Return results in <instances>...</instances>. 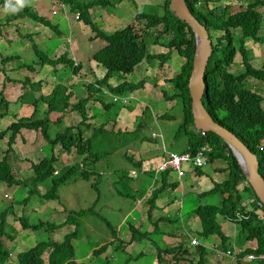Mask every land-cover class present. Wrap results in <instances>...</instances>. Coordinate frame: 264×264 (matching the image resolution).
<instances>
[{
    "label": "rangeland",
    "instance_id": "374dc122",
    "mask_svg": "<svg viewBox=\"0 0 264 264\" xmlns=\"http://www.w3.org/2000/svg\"><path fill=\"white\" fill-rule=\"evenodd\" d=\"M95 1L97 0H75V5L83 8ZM110 1L114 4L113 9L95 8L91 11L93 22L102 32L111 36L116 31L134 27L141 39L146 40L147 35L160 37L159 45H154L151 38L146 40L147 49L151 54L166 53L162 45L170 42V36H162V27L157 31L145 29L146 22L136 20V18L144 14L162 16L166 12L164 5L167 0H134L135 4L130 0H125L123 3L119 0ZM252 2L253 0H222L211 7V10L218 9L216 13L219 14L221 13L220 8L229 6L230 12L233 13L242 10ZM26 7L32 8V12L42 18H47L55 26H59L58 32L61 35L29 19L14 21L18 18L17 14ZM72 9L65 3L55 2V0H22L21 3H17L16 0H0V94L2 93L8 102V109L0 112L3 114L0 117V133L6 131L18 119L30 117L35 112L34 102L30 100L34 89L23 90L22 82L25 78H31L30 87L37 83H43V86H46L47 81L51 89L57 83L71 87L74 96H71L70 105L73 106L87 96L84 95L86 85L106 77L108 71L106 67L97 65L92 57L101 48H105L107 42L97 39L92 30L77 20L79 9ZM259 9L264 12L262 7ZM262 25L259 35L264 39V18ZM234 34L239 37L241 32L235 30ZM44 36L48 38L45 39ZM235 43H238L237 37ZM57 44H62L61 48L55 49ZM34 45H38L41 51L49 57L53 53L56 57L65 52L69 53L82 64V72L75 76L76 73L72 68V70L64 71L66 67L63 64L59 65L62 66V71L57 69L58 66L42 64L40 56L36 55L33 49ZM245 45L250 47L246 53L251 56L252 65L263 69L264 42L257 44L252 40H247ZM12 51H17L23 57L21 64L34 65L38 70H31V76H29L30 70L20 64H6L8 71L1 70V58L6 57L8 52ZM177 57L171 52V58L166 63L145 59L131 75L116 73L110 82L114 86L124 82L135 84L142 80L146 82L144 89L125 94L128 103L114 102L113 94L108 93L101 103L88 106L89 115L93 118V126L90 129L82 126V131L84 138L92 141V155L96 159L94 163L92 161L90 167L86 166V170L98 176L96 179L91 178L90 181H84L82 176L76 173L71 184L59 189V200L49 202L43 200L42 197L50 191V186L42 184L39 185L40 195H35L29 205L24 204V201L30 197V189L25 185L36 177L35 173L27 171L28 164L39 165L44 159L56 157L59 161L55 166L63 171L73 165L83 164L88 156H69L61 145L53 147V144L43 137L42 132L26 130L16 138V144L13 145V150L9 154L11 165L16 169V173H11V176L21 182H18L21 187L6 186L0 183V222L6 219L7 234L14 237L13 245H9L14 258L9 264H20L19 257L32 251L43 241L62 242L65 235L74 233L77 226L61 228V224L67 219L69 213L76 212L83 213L82 216L77 217L80 239L73 241L78 264H106L107 253L100 257L90 258L95 248L98 249L100 245L106 243L121 245L125 243L122 240L131 241L133 237H135V245L132 246L131 251H135L136 254L144 252L147 255L142 261L143 264L149 261H152L150 264H174L173 254L164 253L159 261L156 246L150 244L154 239H159L158 242L163 243L160 244L161 247L184 244L190 253L196 252L201 247L190 243L193 237H201L200 232L202 231V223L194 212L200 206L220 207L225 197L200 199L199 194L211 190L215 183L227 182L229 174L218 173L227 170V161L218 160L214 165L202 169L206 174L205 180L200 181L205 184L203 187L195 183L197 180L194 177L193 165H185L187 167L186 176L179 181L180 186L166 192L163 198L159 199L157 209L153 213V219L156 222L161 217L167 219L165 223L157 224L163 235L161 236V233L157 231L152 239H146L141 234L136 233L134 236L131 233L132 227L140 229L144 222L147 232L155 230L156 227L152 228L148 223V213L145 209L148 207L144 202V197L149 198L156 186L150 175L165 163L168 155H182L188 146V136L184 132L178 134L183 122L180 100L170 102L164 98V92L172 95V86L168 81L176 75L180 64L184 61ZM230 71L234 75H240L246 71L240 61V54L236 53ZM247 86L264 93L262 82L253 84L250 82ZM38 94L36 95L39 103L37 119L44 120L48 116V104L40 100L39 91ZM104 103H106L105 106ZM106 105H109L108 109ZM32 108L33 111L30 112ZM167 114L169 118H161ZM65 115L62 112L50 113L49 118L53 122H58L61 117H67L61 125L51 124L49 134L53 139L65 133L66 130L72 133L71 127H75L74 136H79L77 132L78 125L82 121L81 115L76 112L73 119ZM102 126H105V130H101L97 137L91 138L93 131L101 129ZM189 130L194 131V127L190 126ZM8 140L9 134L0 141V159L8 149ZM128 157L136 160L137 163L141 161L142 172L135 168ZM133 172L137 173V179L132 176ZM121 178H124L125 182H122ZM171 179V182L177 181L176 176ZM93 180L99 181L98 186L93 185ZM120 194L129 197L123 198ZM243 202L248 203L247 197L243 199ZM10 206L13 207L10 208ZM22 217L33 225L42 222L44 228L40 231L26 230L21 223ZM219 222L223 225L224 231L230 235L227 246L231 249L236 248V238L241 232L240 225L225 221L222 217H219ZM47 223L55 225V231L51 232V226ZM141 232L145 233V230ZM237 242L241 245L245 243V240L239 239ZM201 243L204 246L213 245L203 243H218L217 245L223 248V240L217 235L202 238ZM246 243L251 244L252 242ZM239 249L240 247L237 251ZM218 254V252L215 255L210 254L211 264H237L233 261L235 258L218 256ZM49 255L50 251L45 254L44 261H48ZM179 257L183 258L184 255H179ZM185 257L187 260L195 258L189 255ZM113 264L119 263L114 261ZM179 264L190 263L184 260Z\"/></svg>",
    "mask_w": 264,
    "mask_h": 264
},
{
    "label": "trees",
    "instance_id": "16d2710c",
    "mask_svg": "<svg viewBox=\"0 0 264 264\" xmlns=\"http://www.w3.org/2000/svg\"><path fill=\"white\" fill-rule=\"evenodd\" d=\"M56 1L62 2L63 4L65 3L73 8L72 10L79 9L80 20H82L86 26L91 28L92 32L96 34L97 39L108 43L105 48H101L97 51L92 58L97 65L106 67L108 70L107 75L102 80H96L93 83L86 85L84 87V95L87 96L80 99V101L73 106L70 105L71 96H74L73 92H71V87L58 85L59 83H57L53 85L51 89V85L47 80L46 86H43V83H37L33 85V87H30L31 78H25L22 82L23 90L34 89V93L30 100L34 102L36 109L32 116L18 119L16 122L12 123L6 131L0 133V141L9 134V140L7 143L8 149L0 159V182L6 186L21 187V185H18V182H21L16 177L11 176V173H16V169L11 165L9 154L13 150V145L16 144V138L26 130L42 132L43 137L47 139L48 142H52L53 147L57 146L58 143H62L64 150H66L69 156H88V158L84 160L83 165L90 167L92 161L94 163L96 159L92 155V141H90V139L85 140L83 133H80L78 137H75L71 133L66 135L59 134L53 139L49 134L51 124L61 125L64 118L61 117L58 122H53L49 118L50 113L62 112L68 115L70 111L78 112L82 117L81 123L84 124L93 119L89 115L88 106L91 104L97 105L104 101L105 97H101L102 95H106L109 92L112 94L123 95L127 92L133 93L144 89L146 84L144 82L136 84L124 82L114 87L110 82L112 81L111 79L115 77L116 73H121V75L125 76L131 75V73L134 72L135 67L144 59L153 60L156 58L160 60V63H166V61L171 58L172 52L178 56L177 58L183 59L184 61L180 64L176 75L168 81L172 86V95H168L167 92H164V98L170 102L180 100L183 122L179 128L178 134L184 132L188 136V146L185 153L195 157L198 154L200 147L208 143L212 147V152L209 153L211 165L217 160L228 161L227 170L221 172L217 171L218 173L229 174L227 182L224 184H215L211 191L206 190L199 194L200 199H207L214 196L227 197L224 201L223 207L209 205L200 206L194 212L195 216H197L202 223L200 236L202 238H209L213 235L220 236L223 240V252L227 253L229 248L227 246V241L229 240L230 235L224 231L223 225L219 223V217L224 218V220L228 222L238 223L241 227L239 238L245 240V243L248 241L252 243H246L241 248V252L235 257L237 264H264V261L259 259L260 256L264 255V219H261L258 216L260 213L264 214V207L259 206L260 201L251 185L247 182L229 145L222 138L212 132H209L207 136H202L201 133L196 132L197 130L194 126L192 98H190L188 90V81L190 72H192L193 69L195 53V36L192 29H190L185 23L179 21L174 14L170 12V2L168 3L165 10L166 13L163 16L139 15L136 20H144L146 22L145 29H154V31H157L162 27V36H170V42L162 45L166 49L165 54H151L147 49L146 40L151 38L154 45H159V36L147 35L148 37L146 40L144 38L141 39L140 34L135 31L134 27H127L126 29L116 31L110 36L105 32H102V30L93 22L91 11L95 10V8L102 10L113 9L114 4L110 0H97L83 8L77 7L75 5V0H55V2ZM124 1L125 0H119L121 3ZM130 1L135 4L134 0ZM221 1L222 0H185L190 12H192L195 18L207 28L210 38L217 41V43L214 44L213 54L205 72L206 89L204 92L203 104L217 123L234 133L254 154L257 155L260 165L259 171L264 178V93L247 86L250 82H252V84L256 82L264 83V67L263 69H259L252 65L250 59L251 56L246 53L250 47L245 45L247 40H252L257 44L264 42V39L259 35L263 26L262 22L264 18V12L260 11L259 8L262 7L264 9V0H253V2L248 4L247 7L233 13L230 12V7L226 6L220 8L219 10H221V13L217 14L216 11L218 9L211 10V7ZM32 10V8L26 7L22 12L17 14L18 18L14 21L29 19L35 23L44 25L51 30H55L58 35H61L58 32L59 26H55L50 20L40 17L38 14L32 12ZM235 30H240L241 35L239 37L234 34ZM212 35H214V37H212ZM236 37L238 43H235ZM44 38L46 39L48 36H44ZM61 46L62 44H57L55 49H59ZM33 49L36 55L40 56L43 62L42 64H50L55 67L58 66L57 69L59 70L62 67L59 65L63 64L64 67H66L64 71H67V69H73V72L76 73L75 76H77L82 69L81 64L79 66L76 65L67 52L59 57H56L53 53V55L49 57L45 52L41 51L38 45H34ZM237 52L240 54L241 63L246 68V71L240 73V75H234V73L230 71V67L234 63V57ZM22 59L23 57L19 55L17 51L8 52L6 57L1 58V70H7L6 64H20L22 67L28 68L30 70L29 76H31V70H38L34 65L26 63L21 64ZM62 70L63 69H61V71ZM38 91L41 93L40 100L48 104V116L44 120L37 119L39 103L36 100V95H39ZM0 97V112H4V110L8 109V102L5 100L2 93L0 94ZM105 104L106 103H104V106ZM106 107L108 109L109 105H106ZM32 111L33 108L30 112ZM2 115L3 114H1L0 117ZM166 118H169L168 114ZM190 126L194 127V131L189 130ZM74 129L75 127H71L70 131H74ZM99 130H102V128ZM98 134V130L93 131L91 138L97 137ZM128 159L135 168H141V163H137L136 160H133L130 157H128ZM56 164L57 160L55 157L44 159L39 165L35 163L33 164V170L36 177L25 185L30 189V197L24 201V204L29 205L35 195H40L39 185L47 184L50 186V191L42 197L43 200L48 202L57 201L60 199L58 193L59 189L71 184L76 173H79L84 181H90V179L96 175V173L91 174L90 171H85V169H82L81 165H73L63 171L60 170L58 175H56L58 170L55 166ZM170 174L171 171H167L160 175L159 184H156L155 190L147 201L148 208L145 207L148 213V223L150 224V227H156L155 230L147 232L145 228L146 223L144 222L140 229L132 227L131 233L134 236L137 233L141 234V236L146 239H152L157 231L161 233V236L163 235L161 229L157 227V224L165 223L167 219L161 217V219L156 222L153 219V213H155V210L157 209L159 199L163 198L167 191L179 187L177 181L171 182L172 179L169 180ZM150 176L153 180L154 175L152 174ZM185 176L186 174L183 178ZM194 177L195 180H197L195 183L199 184L201 187L205 186L204 183L200 182L206 178V174L201 169L194 168ZM120 180L125 182L124 178H121ZM93 181L96 184L99 183L97 180ZM96 184H94V186H97ZM120 196L123 198L129 197L128 195L124 196L122 194H120ZM245 197H247L248 200L247 204H244L243 202ZM12 207L13 206H10V208ZM82 215V212L70 213L66 222V224H71L75 221L74 225L77 226L78 237L80 227L77 216L80 217ZM6 223V219L0 222V264H9L8 260L10 253L8 247L14 241V237L7 234ZM21 223L26 230L35 229L36 231H40L44 228L42 222L33 225L25 217L21 218ZM47 224L51 226V232L55 231V225L51 223ZM142 230H145V233H142ZM77 234L73 233L67 236L62 243L52 240L43 241L33 248L32 251L19 257V263L78 264L76 261V249L72 244V240L77 238ZM201 237L200 239H202ZM122 241L126 244L121 243V245H110L106 243L105 245H102L93 252L94 257H100L107 253L106 264H113L114 261H117L119 264H143L142 261L147 255L144 252L136 254L135 251H131L132 246L135 245V237H133L131 241ZM158 241L159 239H154L150 244L151 246H156L159 260L164 253L173 254L174 264H179L180 259L179 257L177 258L175 254L176 249L168 246L161 247L160 244L163 243ZM203 244H212L213 246H201L196 252H192L194 253L193 256L199 257L198 264H211L209 255L217 254V251H214V249L219 247L217 245L218 243ZM49 251V259L46 262L44 261V256ZM249 256H256L258 259L253 263L245 262V258ZM151 262L152 261H149L146 264H150Z\"/></svg>",
    "mask_w": 264,
    "mask_h": 264
},
{
    "label": "water",
    "instance_id": "95a60500",
    "mask_svg": "<svg viewBox=\"0 0 264 264\" xmlns=\"http://www.w3.org/2000/svg\"><path fill=\"white\" fill-rule=\"evenodd\" d=\"M170 10L182 22H185L195 33L196 51L193 69L190 72L188 90L192 98V114L197 130L212 132L222 138L231 148L238 164L251 185L260 203L264 207V179L259 173V161L234 133L217 123L203 104L206 89L205 72L213 54V44L207 28L188 10L184 0H172Z\"/></svg>",
    "mask_w": 264,
    "mask_h": 264
},
{
    "label": "clouds",
    "instance_id": "9594fccd",
    "mask_svg": "<svg viewBox=\"0 0 264 264\" xmlns=\"http://www.w3.org/2000/svg\"><path fill=\"white\" fill-rule=\"evenodd\" d=\"M171 1L172 0H167V2L165 3V5H164V9L166 10V8H167V6H168V3L170 2V5H169V10H170V6H171ZM185 1V0H184ZM16 2L17 3H21L22 2V0H16ZM186 4V3H185ZM187 6V5H186ZM188 8V7H187ZM189 10V9H188ZM190 11V10H189ZM170 12H171V10H170ZM166 13V12H165ZM164 13V14H165ZM190 13H192V12H190ZM163 14V15H164ZM174 14V13H173ZM193 14V13H192ZM162 15V16H163ZM174 16H175V14H174ZM176 17V16H175ZM195 17V16H194ZM177 18V17H176ZM178 19V18H177ZM77 20L79 21V22H82V20H80V13L78 14V16H77ZM179 20V19H178ZM180 21V20H179ZM182 22V21H181ZM183 23H185V22H183ZM186 24V23H185ZM83 25H85L84 23H83ZM187 25V24H186ZM86 26V25H85ZM188 26V25H187ZM205 26V25H204ZM87 28H89L90 30H91V28L90 27H88V26H86ZM189 27V26H188ZM190 28V27H189ZM190 29H192V28H190ZM193 31V30H192ZM208 31V30H207ZM194 32V31H193ZM194 36H195V33H194ZM209 36H210V34H209ZM210 40L212 41V44H213V50H214V44L215 43H217V41L216 40H214V39H211L210 38ZM214 42V43H213ZM108 44V43H107ZM195 51H196V39H195ZM69 54V53H68ZM161 54H163V53H161ZM165 54V53H164ZM237 54H239L238 52H237ZM159 55V54H158ZM72 59H73V61L75 62V64L76 65H80L81 63H79L76 59H74L72 56H70ZM93 58V57H92ZM76 60V61H75ZM93 60V59H92ZM145 60V59H144ZM143 60V61H144ZM154 60H158V59H153V60H148V59H146V61H154ZM142 61V62H143ZM141 62V63H142ZM159 62H160V60H159ZM167 62V61H166ZM140 64V63H139ZM138 64V65H139ZM137 65V66H138ZM136 66V67H137ZM81 67H82V69H81V71L80 72H82V70H83V66H82V64H81ZM135 67V68H136ZM142 82H144L143 80H142ZM128 83V82H127ZM140 83V82H139ZM144 83H146V82H144ZM115 87V86H114ZM146 87V85L144 86V88ZM138 92V91H137ZM110 94H112L111 92H109ZM128 93H131V92H127V93H125V94H128ZM133 93H135V92H133ZM125 94H123V95H120V94H113V96H114V102H119V101H122L124 104H126V103H128V98L127 97H125ZM106 95H102L101 97H105ZM65 116H68V115H65ZM166 117V115H164V116H162L161 118H165ZM89 125H90V127H89ZM82 126H85L86 127V129H90L92 126H93V119L92 120H90V121H88V122H86V123H79V125H78V134H80V133H83V131H82ZM196 129V128H195ZM102 130H105V126H102ZM197 130V129H196ZM99 131V133H100V131L101 130H98ZM197 133H201L202 134V130H197L196 131ZM206 132V131H205ZM209 132H206V135L205 136H207V134H208ZM63 134H68V132H67V130L65 131V133H63ZM71 134H75L74 133V131H72V133ZM155 136H157L156 134H155ZM203 136V135H202ZM84 137V136H83ZM85 139V138H84ZM86 140V139H85ZM52 143V142H51ZM244 143V142H243ZM245 144V143H244ZM58 145H61L62 147H63V144L62 143H58ZM248 147V146H247ZM264 147V146H263ZM202 148H204L205 150H203L202 151V154L204 155V157H205V164L203 165V166H201V167H194V168H198V169H204L205 167H207V166H210L211 164H210V158H209V153H211L212 152V147L208 144V143H206L205 145H203V146H201L200 147V149H199V151H198V154L195 156V157H197L199 154H200V152H201V149ZM249 148V147H248ZM231 149V148H230ZM250 150V149H249ZM251 151V150H250ZM233 152V151H232ZM252 152V151H251ZM253 153V152H252ZM184 154H188V153H184ZM184 154H182V155H184ZM234 154V153H233ZM173 155H177V154H173ZM190 155V154H189ZM256 155V154H255ZM190 156H192V155H190ZM235 156V155H234ZM257 156V155H256ZM168 157H169V155L165 158V163H166V161L168 160ZM193 157V156H192ZM194 157V158H195ZM236 157V156H235ZM56 158V157H55ZM258 158V157H257ZM237 159V158H236ZM56 160L57 161H59L57 158H56ZM139 161V160H138ZM218 161V160H217ZM238 161V160H237ZM259 161V160H258ZM139 163H141V161H139ZM164 163V164H165ZM215 163H216V161H215ZM214 163V164H215ZM227 163H228V161H227ZM163 164V165H164ZM214 164H212V165H214ZM81 165V167H82V169H85V171H87L86 170V166L85 165H83V164H80ZM163 165H161L160 166V168L163 166ZM160 168L158 169V170H156V171H154V172H152V174L154 175V179H153V181L155 182V184H159V181H160V175H162V174H164V173H166L167 171H171V174L169 175V180H171V178L173 177V176H176V179H177V182L179 183V180L181 179V178H183V176L186 174V169H187V167L185 166V168H184V172H183V175L181 176V177H179L178 176V174H176L171 168H167L164 172H161V170H160ZM137 169V168H136ZM259 169H260V165H259ZM140 172H142V170H143V164L141 163V168L140 169H138ZM34 171V170H33ZM59 169L57 170V172H56V175H58V173H59ZM62 171V170H61ZM35 173V172H34ZM91 174H95V173H92V172H90ZM259 173H260V171H259ZM244 174V173H243ZM261 175V174H260ZM132 176L134 177V179H137V177H138V175H137V173L136 172H133L132 173ZM96 177H97V175H95V177H93V178H95L96 179ZM264 179V178H263ZM248 182V181H247ZM1 183V182H0ZM3 184V183H2ZM94 184H96V183H93V185ZM215 184H220V183H215ZM215 184H213V186L215 185ZM97 186H98V184H96ZM180 186V185H179ZM214 187H212V189H213ZM175 189H177V188H175ZM174 189V190H175ZM211 189V190H212ZM155 190V188L153 189V191ZM211 190H209V191H211ZM168 192V191H167ZM153 193V192H152ZM152 195V194H151ZM151 197V196H150ZM149 197V198H150ZM214 197H216V196H214ZM148 197H144V202H145V206H146V204H147V201H148V199H149ZM210 198H212V197H210ZM258 198V197H257ZM226 199V198H225ZM225 201V200H224ZM260 201V200H259ZM223 204H224V202H223ZM259 206L260 207H263L262 206V204L260 203L259 204ZM214 207H217V206H214ZM220 207H223V205L222 206H220ZM77 213V212H76ZM70 214V213H69ZM69 214H68V216H67V219L65 220V221H63V223L61 224V228H63V227H65V226H76V225H74V222L73 223H71V224H66V222H67V220H68V218H69ZM261 219H263L264 218V214L263 213H260L259 215H258ZM78 217V216H77ZM230 222V221H229ZM220 223V222H219ZM230 223H233V222H230ZM74 233L75 234H77V229H76V231H74ZM71 234H73V232L72 233H69V234H67V235H65V238H64V240L62 241V242H64L65 241V239H66V237L67 236H69V235H71ZM240 235V234H239ZM78 239H80V232H79V237H78V234H77V238H74L73 240H72V244H73V241H75V240H78ZM240 238H239V236L236 238V248H234V249H231V248H228V251H227V253H225V252H223V248L222 247H217L216 249H214V251H217L219 254H218V256H220V255H222L223 257H231V258H235L236 256L235 255H237L238 253H240L241 252V248L246 244V243H243V245H238V240H239ZM14 242V241H13ZM62 242H58V243H62ZM190 243H192V245H194V246H204V245H201L202 243H201V239H200V237L199 238H197V237H193L192 238V240H190ZM11 245H13V243L11 244ZM74 245V244H73ZM102 245H105V244H102ZM102 245H100V247L102 246ZM238 247H240V249H239V251H237V248ZM172 248H175L176 249V257L178 258L179 257V255L181 256V255H184V257L182 258V257H179V259H180V262H182V261H187L188 263H190V264H198L199 263V257L198 256H195V258L193 259V260H187V259H185L186 257V255H189V256H193V254L194 253H190L189 252V249H188V247H186L184 244H177V245H175V246H172ZM96 249L97 248H95V251H96ZM8 251H9V253H10V255H9V263L11 262V260H12V258H14V254H13V251H12V249L10 248V246L8 247ZM187 251V252H186ZM235 251H236V253H235ZM94 252V251H93ZM235 254V255H234ZM210 256V255H209ZM235 256V257H234ZM264 256V255H263ZM252 256H249V257H246L245 258V262H248V263H250V262H255L258 258L256 257V256H253L254 258H251ZM91 259L92 258H95L94 257V255L92 254V256L90 257ZM182 258V259H181ZM216 259V258H215ZM259 259L260 260H262V258H261V256L259 257ZM198 260V261H197ZM160 261V260H159ZM193 261V262H192ZM233 261H236V259L235 260H233ZM264 261V260H263ZM47 262V261H46ZM179 262V263H180Z\"/></svg>",
    "mask_w": 264,
    "mask_h": 264
},
{
    "label": "built area",
    "instance_id": "2783aa9c",
    "mask_svg": "<svg viewBox=\"0 0 264 264\" xmlns=\"http://www.w3.org/2000/svg\"><path fill=\"white\" fill-rule=\"evenodd\" d=\"M202 135L205 136L206 132L203 131ZM204 148L201 149L200 154L197 157H192L189 154L184 155H169L166 163L160 168L161 172H164L167 168H171L179 177L183 175L185 165L192 164L193 167H201L205 164V157L202 154ZM251 258H254L253 256ZM264 260V256H261Z\"/></svg>",
    "mask_w": 264,
    "mask_h": 264
},
{
    "label": "crops",
    "instance_id": "0c3cea01",
    "mask_svg": "<svg viewBox=\"0 0 264 264\" xmlns=\"http://www.w3.org/2000/svg\"><path fill=\"white\" fill-rule=\"evenodd\" d=\"M75 114H76V112H72V111H70V112L68 113V116H69L71 119H73ZM66 118H67V117H66ZM66 118H64V119H66ZM64 119L62 120L61 123H63ZM68 120H69V119H68ZM27 171L34 173V171H33V163H29V164H28Z\"/></svg>",
    "mask_w": 264,
    "mask_h": 264
}]
</instances>
